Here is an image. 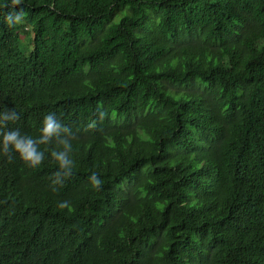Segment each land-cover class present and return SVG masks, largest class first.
<instances>
[{
	"label": "trees",
	"instance_id": "1",
	"mask_svg": "<svg viewBox=\"0 0 264 264\" xmlns=\"http://www.w3.org/2000/svg\"><path fill=\"white\" fill-rule=\"evenodd\" d=\"M0 264H264V0H0Z\"/></svg>",
	"mask_w": 264,
	"mask_h": 264
},
{
	"label": "clouds",
	"instance_id": "2",
	"mask_svg": "<svg viewBox=\"0 0 264 264\" xmlns=\"http://www.w3.org/2000/svg\"><path fill=\"white\" fill-rule=\"evenodd\" d=\"M21 4V0H11V7L15 8L17 5ZM13 12H9L6 16V22L11 25L12 24V19H13ZM26 14L24 13L23 9H21L18 13H15V21L17 24H20L22 18ZM19 119V117H17ZM45 127L43 129L45 139L48 137L52 136L53 134L57 133L59 129V124H56L52 118L45 117L44 120ZM5 143H11L14 145L15 149L20 153V158L24 160L25 162L31 161V166L35 167L37 165H40L43 161V153L37 152L36 148L34 147V142L29 139V140H24L22 138H19V134L16 132L6 134L4 136ZM54 156L57 157V159L61 162L62 165L66 166L67 164L70 163L66 159L65 154H56L53 153ZM101 183V181L93 178V187L98 186ZM60 209H65L68 208L70 209V205L67 202H62L58 205Z\"/></svg>",
	"mask_w": 264,
	"mask_h": 264
},
{
	"label": "rangeland",
	"instance_id": "3",
	"mask_svg": "<svg viewBox=\"0 0 264 264\" xmlns=\"http://www.w3.org/2000/svg\"><path fill=\"white\" fill-rule=\"evenodd\" d=\"M22 34H23L24 44L29 46L30 45V39H31L29 32L24 31Z\"/></svg>",
	"mask_w": 264,
	"mask_h": 264
},
{
	"label": "bare ground",
	"instance_id": "4",
	"mask_svg": "<svg viewBox=\"0 0 264 264\" xmlns=\"http://www.w3.org/2000/svg\"><path fill=\"white\" fill-rule=\"evenodd\" d=\"M28 28V27H27ZM71 37V36H70Z\"/></svg>",
	"mask_w": 264,
	"mask_h": 264
}]
</instances>
